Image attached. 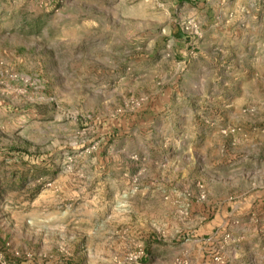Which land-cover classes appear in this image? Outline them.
Instances as JSON below:
<instances>
[{
  "label": "rangeland",
  "instance_id": "1",
  "mask_svg": "<svg viewBox=\"0 0 264 264\" xmlns=\"http://www.w3.org/2000/svg\"><path fill=\"white\" fill-rule=\"evenodd\" d=\"M217 14L264 0H0V264H264V113L219 122L185 178L149 140L177 77L149 47Z\"/></svg>",
  "mask_w": 264,
  "mask_h": 264
},
{
  "label": "crops",
  "instance_id": "2",
  "mask_svg": "<svg viewBox=\"0 0 264 264\" xmlns=\"http://www.w3.org/2000/svg\"><path fill=\"white\" fill-rule=\"evenodd\" d=\"M263 21L264 16L231 20L217 14L205 26L203 38H190L186 43L171 20L160 32L158 46L154 41L149 47L145 66L152 69L167 64L177 76L174 88L151 97V114L146 118L149 140L159 138L160 144L153 146L166 152L168 178H185L196 166L207 170L208 151L218 136L219 122L245 119L243 109L251 105L264 113ZM165 42L171 58L161 52ZM190 47L197 50L192 60L186 59ZM209 120L218 124L209 126ZM153 151L157 152L152 149L150 157L156 159Z\"/></svg>",
  "mask_w": 264,
  "mask_h": 264
},
{
  "label": "trees",
  "instance_id": "3",
  "mask_svg": "<svg viewBox=\"0 0 264 264\" xmlns=\"http://www.w3.org/2000/svg\"><path fill=\"white\" fill-rule=\"evenodd\" d=\"M185 41H186V43H190V38L191 37H189V36H186V35H184L183 34V37H182ZM19 153H21L20 154V156L21 157H29V156H31V153H27L26 151H24V152H22L21 150L19 151ZM150 256V250H149V247H147L146 248V250H145V260H144V262L146 263V262H148V257Z\"/></svg>",
  "mask_w": 264,
  "mask_h": 264
},
{
  "label": "built area",
  "instance_id": "4",
  "mask_svg": "<svg viewBox=\"0 0 264 264\" xmlns=\"http://www.w3.org/2000/svg\"><path fill=\"white\" fill-rule=\"evenodd\" d=\"M188 31H191V33H189V35L191 34V36H194L198 39H200L202 37L201 33L199 32V30L197 29V27L195 25L190 26L189 28H187Z\"/></svg>",
  "mask_w": 264,
  "mask_h": 264
}]
</instances>
